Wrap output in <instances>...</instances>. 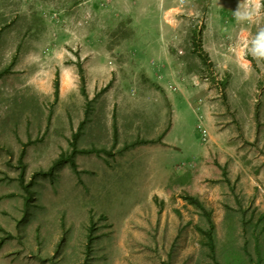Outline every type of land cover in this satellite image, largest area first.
<instances>
[{
    "label": "rangeland",
    "instance_id": "1",
    "mask_svg": "<svg viewBox=\"0 0 264 264\" xmlns=\"http://www.w3.org/2000/svg\"><path fill=\"white\" fill-rule=\"evenodd\" d=\"M261 30L264 0H0V264H264ZM136 90L173 96L188 152L124 155L156 145L116 142ZM197 98L229 117L216 146ZM75 132L80 172L45 175Z\"/></svg>",
    "mask_w": 264,
    "mask_h": 264
},
{
    "label": "crops",
    "instance_id": "2",
    "mask_svg": "<svg viewBox=\"0 0 264 264\" xmlns=\"http://www.w3.org/2000/svg\"><path fill=\"white\" fill-rule=\"evenodd\" d=\"M135 49L137 52L149 53L157 51L158 46L140 44L139 46H136ZM139 81L141 82L140 78L136 79V82L135 78H133L132 80H126L125 78H123L120 83L124 86H128L130 85V83L139 84ZM151 81L153 80L151 79ZM181 83L186 84V79L184 78V82ZM136 91L137 92L135 93L133 91H131V93H121L120 98L113 102V108L110 109L111 111L109 117L113 118V122L115 125L116 142L119 139L130 141L144 140L150 141L152 143L156 142V145H140L139 147H135L136 149L132 148L128 150V152H125L124 155L129 154L130 151H144L147 153L151 150L157 151L161 149H164L163 152L165 154V157L168 151H173V149L180 151V153L186 152V150L188 152L189 147L187 148L186 146L181 145L183 144V135L181 138L180 136L172 138L174 126L177 124L181 125L176 117V111H179L174 107L175 104L173 96L157 92L150 94H140L139 90ZM197 100H200L201 104L196 108V117L201 121L202 125L207 124V126H205V130L207 133L208 143H210V147H213L216 138L221 139L225 136L226 131L223 128L224 121H228L229 123V117H223L225 120L220 117L222 119L219 120L220 124L214 128L210 127L208 125V122L213 117H211L209 113L212 112V109H215V107L213 106V103L209 105V102L206 101L205 98H197L196 101ZM219 102L220 100L216 101L215 104ZM226 110L227 109L222 110L223 113L221 112V115L225 116L224 114H231L229 112H225ZM228 123L226 124V128L229 131H232V128H230L231 125ZM234 131L235 129L232 132ZM193 134L195 137V131ZM217 162L222 165V163L227 164L228 161L217 160ZM75 163L77 166V171L80 172L78 163Z\"/></svg>",
    "mask_w": 264,
    "mask_h": 264
},
{
    "label": "trees",
    "instance_id": "3",
    "mask_svg": "<svg viewBox=\"0 0 264 264\" xmlns=\"http://www.w3.org/2000/svg\"><path fill=\"white\" fill-rule=\"evenodd\" d=\"M192 38L193 40L196 39V36L195 35H192ZM194 46L196 47V49L199 51V52H202V48L200 45H198L196 42H193ZM201 58L204 59L206 61V56L205 54L204 55H201ZM79 69V74H80V79L81 81H83V76H82V69L81 67L79 66L78 67ZM81 94L82 96L84 97H87L86 95V92H85V89L82 88L81 89ZM54 96L55 98H57L58 96V75L56 74V79H55V82H54ZM81 127V124H79L78 126V129ZM115 136V134H114ZM72 138L73 140L70 141V152L68 155H65V154H60L59 157L53 162L52 166L50 167L48 173H46L45 175H49V173H51L54 169H57L59 167H61L62 165L64 164H68L70 169L75 173V174H78L79 172L77 171V166H76V163L74 161V157L75 155L77 154H82V153H88L89 151H85V150H79L77 149L76 147V140H77V132H75L73 135H72ZM186 201H188L189 203L193 204V205H196L198 207H200V204L197 200H194L192 198H187L185 197L184 198ZM89 241L91 240V238L89 237L88 238Z\"/></svg>",
    "mask_w": 264,
    "mask_h": 264
},
{
    "label": "clouds",
    "instance_id": "4",
    "mask_svg": "<svg viewBox=\"0 0 264 264\" xmlns=\"http://www.w3.org/2000/svg\"><path fill=\"white\" fill-rule=\"evenodd\" d=\"M235 11L234 10V14ZM251 54L258 58V59H264V30H261L255 37V39L252 41L251 45Z\"/></svg>",
    "mask_w": 264,
    "mask_h": 264
},
{
    "label": "built area",
    "instance_id": "5",
    "mask_svg": "<svg viewBox=\"0 0 264 264\" xmlns=\"http://www.w3.org/2000/svg\"><path fill=\"white\" fill-rule=\"evenodd\" d=\"M202 132L204 133V131H201V133H202ZM204 135H205V134H204ZM202 137H204V136H202Z\"/></svg>",
    "mask_w": 264,
    "mask_h": 264
}]
</instances>
